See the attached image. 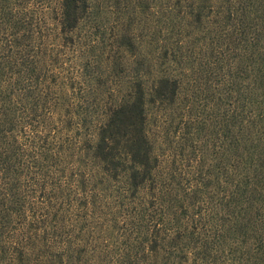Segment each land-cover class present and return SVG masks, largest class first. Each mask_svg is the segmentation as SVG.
I'll return each mask as SVG.
<instances>
[{
	"label": "trees",
	"instance_id": "trees-1",
	"mask_svg": "<svg viewBox=\"0 0 264 264\" xmlns=\"http://www.w3.org/2000/svg\"><path fill=\"white\" fill-rule=\"evenodd\" d=\"M143 13L152 63L125 33L111 66L92 0H0V264H264V0H151ZM211 25L233 26V114L205 199L164 177L148 123L177 99L171 66L190 60L176 30L201 45ZM93 64L112 67L107 97Z\"/></svg>",
	"mask_w": 264,
	"mask_h": 264
},
{
	"label": "rangeland",
	"instance_id": "rangeland-1",
	"mask_svg": "<svg viewBox=\"0 0 264 264\" xmlns=\"http://www.w3.org/2000/svg\"><path fill=\"white\" fill-rule=\"evenodd\" d=\"M116 1L92 0L95 21L101 23L104 30L105 62L112 66L114 61H124L127 55L119 48L118 37L134 33L138 36V51L142 50L152 63L156 35L151 18L145 21L143 13V8L150 5L151 0H119V10L112 8ZM211 28L216 32L214 42L206 39L207 43L201 45L199 33L188 36L189 42L186 43V38L180 39V32L176 30L174 44L175 40L181 41L183 53L190 55V60L184 62L183 68L171 66L182 81L177 99L165 105L150 106L148 123L164 177L175 181L181 179L189 187L198 186L199 194L205 199H209L208 195L215 188V185L206 186V181L215 180L219 162L231 155L229 149L224 155L227 138L222 133L228 123L226 119L233 114V26L220 29L211 25ZM158 65L156 63L154 68ZM102 68L105 85L101 87L107 97L112 89L108 79L112 67L108 70L93 64L91 70ZM118 70L110 73L113 81L123 79L124 74ZM113 87L118 93L126 90L124 85Z\"/></svg>",
	"mask_w": 264,
	"mask_h": 264
}]
</instances>
